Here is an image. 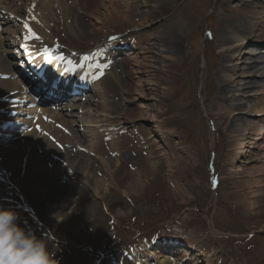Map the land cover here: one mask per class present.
<instances>
[{
	"label": "rangeland",
	"instance_id": "obj_1",
	"mask_svg": "<svg viewBox=\"0 0 264 264\" xmlns=\"http://www.w3.org/2000/svg\"><path fill=\"white\" fill-rule=\"evenodd\" d=\"M126 1L139 16L136 21L113 0L102 9L94 3L86 16L83 2L65 0L69 20L59 10L52 15L55 54L73 63L83 60L92 79L80 104L93 97L95 110L99 100L94 95L102 92L108 112L104 126L112 128L100 132L86 153L77 124L78 146L67 147L63 175L53 174V187L41 184V191H32L23 178L18 206H27L37 218L34 225L23 226L46 239L58 264H156V253L183 257L184 264H264V191L250 199L251 208L233 197L243 188L245 168L264 167V152H252L261 164L247 157L230 159L222 120L232 103H244L240 112L263 125L264 116H256L253 108L257 102L264 105V96L256 88L257 98H240L242 82L231 85L230 92L222 90L220 81L233 72L217 73V68L240 61L225 62L222 49L211 42L238 18L242 26L233 36L247 37L239 52V71L246 72V53L264 45V24L251 19L264 0ZM237 75L239 81L248 74ZM258 83L264 85V78ZM74 115L77 119L78 111ZM4 145L3 165L8 167L10 143ZM0 177L8 178L1 166ZM14 187L0 185L6 208L15 206L8 195ZM49 191L65 195L36 207Z\"/></svg>",
	"mask_w": 264,
	"mask_h": 264
},
{
	"label": "bare ground",
	"instance_id": "obj_2",
	"mask_svg": "<svg viewBox=\"0 0 264 264\" xmlns=\"http://www.w3.org/2000/svg\"><path fill=\"white\" fill-rule=\"evenodd\" d=\"M82 3V15L86 16L90 14L94 3L98 2V9H102V6L106 0H90L91 3L84 2V0H72V2ZM114 4L121 9L124 14H129L133 17V21H136L139 16L135 13L129 11V4L126 0L115 1ZM264 3V1H263ZM102 5V6H101ZM37 6V8H36ZM67 6L65 0H0V20L1 24L4 25L3 29H0V76L5 80H0V133L4 132L1 143L8 144L10 143V148L7 152V157L9 156V166L6 167L3 165L4 162V150L0 147V166L3 168L5 175L8 176L7 179L0 177V185L3 186V183H7L15 186L14 190L8 191V195L12 196L13 202L11 204L16 205L12 209L16 210L19 215V223L23 226L24 222H27L29 225H34L37 218L34 216L31 209L27 206L21 208L19 204L20 196H23V188L20 182L23 178H26L29 184L32 186V191H41V184L45 187H53L55 181L53 179V174L57 175L56 177L61 178L63 175L64 162L63 157L66 153V149L69 146H78L77 142L74 139V130L77 124L82 130V135L85 138V152L89 153L98 143L100 137H97L100 132L103 130L107 131L111 129V125L108 127L104 126V118L107 117L106 99L102 92L99 90L94 95L99 103L95 110L92 109L93 97H89V101L80 104L69 103L64 106L60 111L53 112L41 107L38 109L34 117H31V114L34 110L27 111L25 114V109L23 104H28L30 102L34 103L31 98L24 96L19 88L17 83H13L10 78H12V67H20L23 64L11 65L7 62V58H12L18 50L26 56L27 59L23 63L34 64L36 69L44 68L47 71L56 70L57 75H65L66 80H72L78 76H81V79H85L86 82L83 84L85 88L90 84L92 79H87L85 67L86 63L83 60L75 61V63L69 64L66 61H61L59 63H52L39 51L44 52L45 48L49 49L48 51L53 50L54 44L52 42V25L53 22V13L59 10V13L62 15L65 21L69 20L65 16ZM98 15L97 13H95ZM22 15L25 17L22 18ZM252 20L259 21L264 24V7L256 9L252 12ZM57 22V21H56ZM17 23L21 24V28L17 31ZM29 25L33 31L37 33L40 39H33L31 43L27 41L31 39L30 33L25 25ZM242 26L241 21L236 18L226 25L223 28V32L220 36H216V39H212L213 47H218L222 49L224 53V61L227 63H234L235 61H240L236 65L224 66L217 68V73H227L232 71L233 75H226L229 80H221L220 84L224 85L222 90L230 92L231 85H238L243 83V92L240 98L242 99H251L257 98L258 94L261 93V96H264V85L258 83V79L264 78L263 69L261 67L264 64V45L257 46L258 52L248 51L247 57L249 64H246V72L239 71L241 69V57L239 52L242 49H245L246 36L234 35V33L240 32L239 28ZM54 28V27H53ZM264 31V25L261 27ZM239 34V33H238ZM18 36V37H17ZM236 37V44L233 45L231 37ZM244 47V48H243ZM18 52V53H20ZM56 55V54H55ZM54 55V56H55ZM219 55V54H218ZM52 56V57H54ZM74 60H76L74 58ZM23 61V60H22ZM71 61V60H70ZM77 62V63H76ZM18 63V62H17ZM100 62H98V65ZM56 65V66H55ZM10 66V68H9ZM246 73L248 74L245 79H240L237 74ZM40 79H44L50 83V76L45 75ZM60 77V76H58ZM236 77L234 79H231ZM73 78V79H72ZM53 84L57 83V80L52 79ZM220 80V79H218ZM63 83V82H62ZM69 87L68 82H65ZM213 85H216V81H212ZM259 89L258 94H255L254 89ZM71 91V90H69ZM255 92V93H254ZM250 94V95H248ZM248 95V96H246ZM217 100L222 99V96H218ZM240 99V100H242ZM228 102H231V98H227ZM78 101V100H77ZM75 101V102H77ZM235 102H238L239 99H234ZM249 104V103H248ZM245 106L244 103L240 104H231L227 108V113L223 117L226 123L225 132L228 134L227 139H230L229 155L228 157L232 160H235V156H240L242 158H251V163H262V158L256 159L255 155L252 153L254 150L259 152L262 150L264 152V124L259 121H251L247 118V114L240 112L242 107ZM82 107V108H80ZM43 108V109H42ZM254 112L256 116H264V105L263 102H257L254 104ZM78 111L79 116L77 119L74 117V112ZM20 115L15 117V115ZM27 115V120L21 118V115ZM15 117V122L20 126V130L23 131L24 127L32 128L30 133H23V135L18 133H11L6 131V125L8 121H13ZM128 118L132 117L130 112L127 116ZM246 118V119H245ZM262 119V118H261ZM44 120H47L44 123ZM261 124V125H260ZM260 128L258 129V127ZM237 128V129H235ZM257 131V132H256ZM7 137H12L7 140ZM262 144V147L260 146ZM83 147V146H82ZM252 150V151H250ZM253 155H250V154ZM4 154V155H3ZM250 155V156H248ZM63 156V157H62ZM6 157V158H7ZM255 158V159H254ZM264 159V158H263ZM151 166L153 169L158 167L157 162L153 158H150ZM246 167V166H245ZM243 175V188L241 192H235L233 194L234 199L240 205L247 204L250 208L252 203L250 199L258 198L256 196L257 192L264 191V167L260 169H255L250 167L245 168V171L242 172ZM12 177V179L10 178ZM124 179V175L121 171L117 172V180L121 182ZM38 183V185H37ZM17 184V185H16ZM99 188V187H98ZM46 193V192H45ZM40 197V199L35 203L36 207H43L44 205L51 204L56 198H63L64 193L58 192L54 193L49 191L48 194H45ZM245 195V196H244ZM264 197V193H263ZM54 198V199H53ZM6 202V199L0 198V205L3 202ZM25 202V201H24ZM44 204V205H43ZM39 219V218H38ZM38 231V230H37ZM165 252V251H163ZM170 254L156 253L153 255V260L156 264H184L183 257L172 258Z\"/></svg>",
	"mask_w": 264,
	"mask_h": 264
},
{
	"label": "clouds",
	"instance_id": "obj_3",
	"mask_svg": "<svg viewBox=\"0 0 264 264\" xmlns=\"http://www.w3.org/2000/svg\"><path fill=\"white\" fill-rule=\"evenodd\" d=\"M0 264H58L45 238L19 223L18 212L0 205Z\"/></svg>",
	"mask_w": 264,
	"mask_h": 264
},
{
	"label": "snow or ice",
	"instance_id": "obj_4",
	"mask_svg": "<svg viewBox=\"0 0 264 264\" xmlns=\"http://www.w3.org/2000/svg\"><path fill=\"white\" fill-rule=\"evenodd\" d=\"M25 27L28 29L31 38L40 39V37L37 35V33L35 31H33L29 25L26 24ZM46 51H47V49H46ZM55 59H59L60 61L66 60V58L62 55L55 57ZM87 59H88V57H85V60H87ZM67 63L71 64L72 61L68 60ZM213 184H214V186H216V181H213Z\"/></svg>",
	"mask_w": 264,
	"mask_h": 264
}]
</instances>
